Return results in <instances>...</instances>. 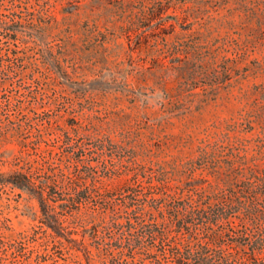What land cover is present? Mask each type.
I'll return each mask as SVG.
<instances>
[{
    "label": "rangeland",
    "instance_id": "rangeland-1",
    "mask_svg": "<svg viewBox=\"0 0 264 264\" xmlns=\"http://www.w3.org/2000/svg\"><path fill=\"white\" fill-rule=\"evenodd\" d=\"M142 1L151 6L156 0H0V57L14 50L21 57L8 74L0 65V153L6 160L0 170L14 167L9 160L21 149L46 165L66 167V147L55 137L60 128L73 135L74 127L80 134L99 131L126 145L113 154L122 157L118 171L102 180L114 189L108 194L124 213L119 186L138 163L166 170L173 188L219 182L213 171L226 168L231 158L264 166V0H164L166 20L180 15L176 32L168 35L171 44L183 42L179 51L155 34L131 40L122 32L145 16ZM10 23L13 30L5 28ZM6 32H16L15 38ZM193 43L201 45L198 61ZM203 139L225 141L208 147L205 168H192ZM112 207L92 201L81 211L93 220L88 228L73 224L60 236L85 237L88 248L80 251L85 261L89 249L91 260L99 259L103 245L94 233L101 220L111 218ZM61 210L57 206L56 213ZM43 218L39 199L26 190L10 185L0 190V244L39 224V236L48 239L45 229H53ZM58 253L69 256L65 248ZM27 256L13 264H60L35 251Z\"/></svg>",
    "mask_w": 264,
    "mask_h": 264
},
{
    "label": "trees",
    "instance_id": "trees-1",
    "mask_svg": "<svg viewBox=\"0 0 264 264\" xmlns=\"http://www.w3.org/2000/svg\"><path fill=\"white\" fill-rule=\"evenodd\" d=\"M178 1L185 4L188 0ZM141 3L140 12L145 16L132 20L122 32L131 40L133 36L142 40L155 34L157 39L161 38L179 51L183 42L171 44L168 35L176 32L180 15L175 14V20H166L161 14L164 0H156L151 6L145 1ZM155 18L159 19L152 24ZM148 25L152 30L146 32ZM5 28L13 30L14 27L10 23ZM16 32H6L5 37L13 39ZM191 45L198 61L203 56L201 45ZM13 53V56L0 57L5 74L14 58L21 59L17 51ZM7 101L9 104V98ZM26 122L38 130L39 136L44 135L33 118L27 117ZM74 132L76 135L62 127L55 136L66 147V153L62 151L69 160L66 167L46 165L21 149L9 160L14 167L9 171L0 170V190L10 185L38 198L46 218L41 221L53 229H45L48 239L39 236V228L43 227L39 224L33 231L23 232L20 238L2 240L0 259L13 264L25 258L29 251H35L39 257L50 256L60 264H264V166L259 162L246 164L243 156L238 157L240 163L235 158L227 159L226 168L218 167L213 171L219 182L208 181V185L200 183L188 188H173L166 170L157 171L153 166L138 163L119 186L123 196L118 204L124 208V213H119L114 206L115 199L108 194L114 189L103 186L102 180L112 171H118L122 157L113 154L124 150L126 145L99 131L80 134L74 127ZM84 138L92 143V149ZM221 141L203 139L198 157L190 161L191 167L205 168L209 160L208 147L213 144L221 147L225 140ZM2 155L0 153V161L5 163ZM99 162L103 165V174L99 172ZM92 201L112 204L113 214L110 219L101 220V227H96L94 233L103 245L99 259L91 260L95 256L89 249L90 255L85 261L80 254L88 248L85 237H66L68 241L82 244L74 246L60 236L73 224L88 228L93 220L81 211ZM57 206L62 208L58 211L60 215L56 213ZM30 242L32 244L27 245ZM64 248L69 252L67 258L58 253Z\"/></svg>",
    "mask_w": 264,
    "mask_h": 264
}]
</instances>
